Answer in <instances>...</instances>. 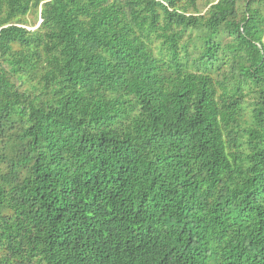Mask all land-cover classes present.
<instances>
[{
  "label": "trees",
  "instance_id": "obj_1",
  "mask_svg": "<svg viewBox=\"0 0 264 264\" xmlns=\"http://www.w3.org/2000/svg\"><path fill=\"white\" fill-rule=\"evenodd\" d=\"M0 264H264V0H0Z\"/></svg>",
  "mask_w": 264,
  "mask_h": 264
},
{
  "label": "rangeland",
  "instance_id": "obj_2",
  "mask_svg": "<svg viewBox=\"0 0 264 264\" xmlns=\"http://www.w3.org/2000/svg\"><path fill=\"white\" fill-rule=\"evenodd\" d=\"M199 1V4L201 5V7H204L206 5V1L207 0H198ZM37 19V25L36 27H32V24L31 23H34ZM27 20L29 21V29H36L38 28V26H40V23H41V16H40V13L37 14V13H31L30 15H28L27 17Z\"/></svg>",
  "mask_w": 264,
  "mask_h": 264
}]
</instances>
